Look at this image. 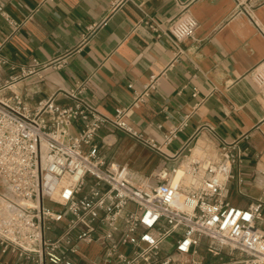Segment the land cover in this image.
<instances>
[{"label": "crops", "instance_id": "crops-1", "mask_svg": "<svg viewBox=\"0 0 264 264\" xmlns=\"http://www.w3.org/2000/svg\"><path fill=\"white\" fill-rule=\"evenodd\" d=\"M0 1L10 19L0 13L1 97L16 92L31 107L50 97L65 104L70 99L64 91L86 83L83 98L102 115L130 107L127 121L160 150L107 125L95 141L107 160L141 178L177 167L190 148L215 156L224 142L238 140L241 160L224 195L241 208L264 202V88L250 77L264 60V0H188L199 25L194 37L179 44L168 29L181 0H126L117 6L115 0ZM154 75L149 97L133 105ZM178 126L177 137L166 143L167 132ZM80 127L75 122L70 130ZM65 224H53L49 235L57 236ZM208 246L203 238L197 252L183 256L169 244L165 248L186 264L241 256L226 249L213 256ZM102 254L100 244L84 243L70 257L95 264ZM4 259L18 263L12 255Z\"/></svg>", "mask_w": 264, "mask_h": 264}, {"label": "built area", "instance_id": "built-area-1", "mask_svg": "<svg viewBox=\"0 0 264 264\" xmlns=\"http://www.w3.org/2000/svg\"><path fill=\"white\" fill-rule=\"evenodd\" d=\"M185 2L168 29L176 44L194 37L199 25ZM0 13L10 21L2 1ZM250 77L264 88V60ZM156 81L157 76L150 78L133 105L149 97ZM85 87L64 91L70 99L65 104L50 97L31 107L16 92L0 96V264H13L6 255L16 257L17 264H77L70 255L84 243L103 248L95 264H186L165 245L183 256L197 252L203 238L213 256L225 249L241 255L217 264H264V202L241 208L224 195L233 165L241 160L238 140L224 142L215 156L190 148L177 167L137 177L101 153L98 131L107 125L152 148L160 146L130 125V107L108 117L87 104ZM75 122L81 124L77 133L70 130ZM181 129H170L166 143ZM62 221L63 230L50 236L53 224Z\"/></svg>", "mask_w": 264, "mask_h": 264}, {"label": "rangeland", "instance_id": "rangeland-1", "mask_svg": "<svg viewBox=\"0 0 264 264\" xmlns=\"http://www.w3.org/2000/svg\"><path fill=\"white\" fill-rule=\"evenodd\" d=\"M184 167V166H183ZM131 169V168H130ZM132 170V169H131ZM133 171V170H132ZM46 204L48 205V206H50V207H59V206H57V205H55V204H53L52 202H50L49 200H46Z\"/></svg>", "mask_w": 264, "mask_h": 264}, {"label": "bare ground", "instance_id": "bare-ground-1", "mask_svg": "<svg viewBox=\"0 0 264 264\" xmlns=\"http://www.w3.org/2000/svg\"><path fill=\"white\" fill-rule=\"evenodd\" d=\"M183 171H184V167L181 166V167L178 169V175L182 174Z\"/></svg>", "mask_w": 264, "mask_h": 264}, {"label": "water", "instance_id": "water-1", "mask_svg": "<svg viewBox=\"0 0 264 264\" xmlns=\"http://www.w3.org/2000/svg\"><path fill=\"white\" fill-rule=\"evenodd\" d=\"M182 2H185V1H187V0H181Z\"/></svg>", "mask_w": 264, "mask_h": 264}]
</instances>
